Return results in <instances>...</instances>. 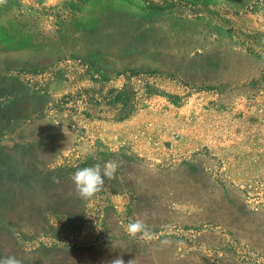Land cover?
<instances>
[{
  "label": "rangeland",
  "instance_id": "374dc122",
  "mask_svg": "<svg viewBox=\"0 0 264 264\" xmlns=\"http://www.w3.org/2000/svg\"><path fill=\"white\" fill-rule=\"evenodd\" d=\"M107 161L115 177L79 198L74 172ZM137 219L159 239L130 237ZM9 255L264 264V0L0 4Z\"/></svg>",
  "mask_w": 264,
  "mask_h": 264
},
{
  "label": "clouds",
  "instance_id": "9594fccd",
  "mask_svg": "<svg viewBox=\"0 0 264 264\" xmlns=\"http://www.w3.org/2000/svg\"><path fill=\"white\" fill-rule=\"evenodd\" d=\"M5 0H0V4H3ZM119 164L116 161H107L103 169L99 163H95L90 167H84L76 170L71 179L75 186V192L79 198L88 200L93 198L98 192H100L105 184V178L113 179ZM55 179V178H54ZM58 182V179L56 180ZM171 231V226L168 228ZM126 233L133 238H139L145 241H153L159 239V236L152 232L149 225L143 220H129L125 225ZM160 243L166 244L167 241H160ZM0 264H22V261L13 255H9L0 259ZM101 264H136V260L129 259L127 262L121 257L116 256L107 261H101Z\"/></svg>",
  "mask_w": 264,
  "mask_h": 264
}]
</instances>
